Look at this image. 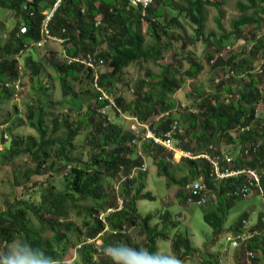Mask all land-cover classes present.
<instances>
[{
    "label": "trees",
    "instance_id": "1",
    "mask_svg": "<svg viewBox=\"0 0 264 264\" xmlns=\"http://www.w3.org/2000/svg\"><path fill=\"white\" fill-rule=\"evenodd\" d=\"M56 0H0V9L9 11L17 16V23L8 35L4 43H0V103L9 100L14 94L7 84L16 81L26 75L30 82H34L41 71L38 63L33 59L26 58L22 71L18 68L16 56L23 50V45L40 40V27L45 18L43 11H50ZM247 5H243V2ZM239 0V9L242 13L252 9L251 17L243 14L232 22V35L240 36L241 29L245 26L256 25L259 29L260 14L264 13V0ZM223 0H153L152 5L146 10L142 17L138 6H131L128 0H61L59 7L55 10L49 21V30L54 37L66 36L68 41L65 47V55L76 58L78 55H95L102 60L106 67L104 73L97 70L98 78L95 81L93 70L79 62L49 65L55 69L62 87L63 94H75L73 88L68 84V79L83 84L84 81L96 84L93 93L86 89L81 94H89L95 102L88 104L85 113L76 122L69 119L68 115L61 119L53 118L51 127L46 122L47 107L40 102L26 105L25 122L33 128L38 137L29 136L24 138L13 137L6 146V135L2 134L0 142L3 150L0 152V160L3 165H8L14 159L28 155L35 163L34 174H41L42 170L49 169L55 173L56 178H61L62 191H56L54 187L40 193L38 204L29 203L23 199L13 198L7 201L5 209L0 211V243L3 245L25 240L33 247H41L46 254L58 257L61 260L69 247H74L79 263L94 264L101 262L105 253L103 249L109 246L127 245L128 237L121 235H107L103 238L101 254H98L93 245H86L87 238L95 236L104 229V225L97 219V215L116 203V192L108 187L106 180L115 181L120 175L127 176L134 167L141 164L134 149L129 146L132 133L122 129L119 125L109 122L102 113L103 108L108 105L107 100L97 99L101 95L98 89L106 92L110 97L116 90V83L123 81V71L130 65L146 66L157 64L163 54L170 49V43L160 44V38L168 35V29H181L176 15H184L193 24L196 39L204 36L206 23V7H214L218 12L215 18L216 25L223 31L221 20L223 14L221 5ZM169 8L175 12V16L167 19ZM167 20L166 22H164ZM26 29L25 34H20V29ZM65 31L62 33V31ZM226 36L215 38L208 43L204 42L210 49L205 54L207 64L225 46ZM249 50L242 49L237 55L232 54L227 61L217 59L212 69H218L221 75L225 71L233 72L229 80L223 76L219 83L211 79L218 93H207L201 86H196L195 94L200 98L197 110L188 113V116L174 113L175 101L173 95L180 90L182 83L187 79H196L203 70L192 58L188 61V69L181 71V64L174 61L171 65H158L160 71L153 73L145 69V77L148 88L144 89L142 82L138 81L133 86V99L125 104L121 98H112L114 104L124 114L136 117L140 122H145L166 115L154 126L158 131H166L172 122L177 120L179 128L174 135L176 146L184 151L198 154L207 150L211 145L216 146L221 139L229 140L233 149H228L238 168L257 169L264 167V125L261 118L254 116L255 107L259 102L264 104V34L257 36L251 34ZM184 48V45H183ZM261 55V75H255L252 69L254 61ZM260 59V60H261ZM25 72H27L25 74ZM246 73V74H245ZM241 84L237 90L239 97L233 90L232 82L234 76H241ZM98 88V89H97ZM44 89V88H43ZM45 90V89H44ZM225 92L223 97L221 93ZM229 95H232L230 98ZM17 108H15V111ZM238 126H250L248 132H237L232 134ZM84 131V142L92 147L93 153L83 161L72 156L75 151L74 139ZM7 132L11 134L10 129ZM235 135V136H234ZM5 137V138H4ZM261 139L262 144L256 153H251L249 159L243 160L244 148L250 143H257ZM235 150L240 153L234 157ZM143 156H149L153 160L158 176L165 179L167 185L177 186L181 201H188L191 191L186 187L197 179H202L206 187L216 198V204L210 212L204 215L205 222L213 229L214 234L221 235L223 225L228 211L233 203L229 200V192L239 184V181L229 179L216 183L211 180L210 164L204 160L181 159L173 162L171 153L151 145L143 144ZM215 152L214 154H220ZM245 157V156H244ZM55 158L61 165L54 169ZM51 162V165L48 163ZM48 165V166H47ZM70 168L68 169L67 167ZM41 171V172H40ZM46 174V173H45ZM144 173H138L133 179H126L121 183L120 196L124 200L122 213L112 215L108 218L112 229L122 227L126 223L140 226L146 239V249L156 253L158 248L155 240L162 236L167 238L164 232H157L149 225L154 218L148 214L139 218L135 206L138 200H154V197L146 192L145 186L139 182ZM52 176V175H51ZM52 180V179H51ZM50 180V181H51ZM137 183V184H136ZM259 195L264 199V174L261 176ZM234 202V201H233ZM85 211L84 228L82 233L75 227L73 222H66L72 212L80 215L79 209ZM246 217L240 216L234 223V231L240 230L241 220ZM34 222L36 225H34ZM50 232L49 237L45 233ZM71 233V238L67 234ZM83 237V239H82ZM81 245L76 249L77 245ZM171 249L181 260L195 256L198 252L189 239L183 235H176L172 239ZM249 249L257 254V260L264 264V237L255 238L249 245ZM260 258V259H259ZM218 260L210 261L203 258L202 264H217ZM114 264V263H112Z\"/></svg>",
    "mask_w": 264,
    "mask_h": 264
},
{
    "label": "rangeland",
    "instance_id": "2",
    "mask_svg": "<svg viewBox=\"0 0 264 264\" xmlns=\"http://www.w3.org/2000/svg\"><path fill=\"white\" fill-rule=\"evenodd\" d=\"M239 0H223L221 5V12L223 18L221 20L223 31H220L216 25L215 18L218 17V12L214 7H206V23L204 29V36L199 39L195 38V30L193 24L184 15H176L175 12L166 9L167 19L171 16H177L178 23L181 29H168L167 33L173 35L172 38L168 39V35H164L160 38V44L165 45L167 42L170 43V49H168L164 54L163 58L157 62V64H147L144 66L130 65L123 71L122 79L116 83V90L113 96H109L101 89V96H107L109 98H121L125 104L129 103L133 99V86L141 81L145 90L148 88V82L145 77V69L151 70L153 73H158L160 68L158 65H171L175 60L177 63L181 64V71L188 69V61L186 59L192 58L200 65H203V70L200 72L196 79H187L182 83V87L178 90L172 97L175 101L174 113L181 114L183 116H188V113L195 112L197 110L196 105H198L200 98L195 94L194 89L196 86H201L207 93L216 94L218 93L215 86L212 84L211 79L213 77H219L218 69L211 70V64H207L205 59V54L213 48H210L207 44L214 41L215 38L221 36H226L229 39L224 40L223 46H231V52L229 55H237L242 49L249 50L251 41V34L256 33L257 36L264 34V13L260 14V25L259 29L256 25L245 26L241 29L240 36L232 35V22L237 20L243 14L251 17L253 15V10L250 9L245 13H242L239 9ZM242 1V0H241ZM243 5H247L246 2L242 1ZM43 11L42 13H46ZM165 20L164 22H166ZM17 23V16L9 11L0 9V43L8 38V35L13 30ZM205 37L209 38L208 43L204 42ZM184 45V48H183ZM224 48V47H223ZM65 47H62L59 43L54 40L45 42L39 48H32L28 54L23 55L20 58V66L25 68L26 58H31L38 63L41 68L38 78L32 83L29 81L26 75H23L18 89H10L14 92L9 100H3L0 103V137L5 134L6 146H9V142L13 137L26 138L33 136L38 137L36 131L31 128L27 122L26 118V105L31 103L40 102L43 107H47L46 110V122L49 127H51V120L53 118L61 119L68 115L69 119L76 122L86 111L87 105L95 102L93 97L89 94H81L82 91L88 89L93 93L94 86L96 84L89 83V81H84L83 84L74 82L68 79V84L73 88L75 94H63L62 84L56 75L55 69L51 68L49 62L52 61L54 64L63 63L65 58ZM262 53L254 61L252 69L249 71L253 73L255 68L259 67L262 62ZM172 56L174 57L172 60ZM261 59V60H260ZM100 73L106 71V67L102 64L101 67L97 68ZM27 72H25L26 74ZM246 74V73H245ZM245 74L241 76H234L231 83L233 90L236 94L235 97H239L238 89L241 84V79ZM45 90H44V89ZM225 92L221 93V97ZM15 108L17 110L15 111ZM258 109V116L256 119L261 118L264 125V104L259 102L255 109ZM104 116L108 118L109 122L119 125L124 130H129L132 122L129 120L130 116L124 114L120 116L115 108H106L103 110ZM180 123V122H179ZM181 125V123H180ZM157 128V126H155ZM10 129L11 134L7 132ZM237 132H232L236 135ZM234 135V136H235ZM85 132L82 131L78 137L74 139L75 151L72 156L78 157L79 159L86 161L90 155L93 153L92 147L88 146L84 142ZM5 138V137H4ZM257 143L261 145L263 142L261 139L257 140ZM178 147V146H177ZM233 146L229 140L221 139L218 144L213 147L210 152L212 155L215 152L226 153L228 149H233ZM3 150L2 144L0 142V152ZM234 157L240 156V153L235 150ZM147 171L142 174L141 182L145 185L143 193H150L154 200H138L135 203L137 208L138 217H144L148 214H153L154 218L149 223L150 227L157 232H164L166 234V239L159 236L155 243L157 245L156 253H166L168 255H176L171 249L172 239L176 235L186 236L191 245L198 250L195 256L187 259L185 264H202L203 258L209 259L210 261L218 260L217 264H239L243 259V251L230 252L224 242L225 234L229 233L231 225L239 219L241 215H246V218L253 221L255 218H260L263 212V200L259 195L257 190H254L247 198H242L240 200H234L229 197L232 201V206L228 211L227 217L225 219L223 229L224 231L221 235H216L213 229L205 222L204 215L206 212H210L212 207L216 204V198L213 194L207 191L208 202L203 206H197L189 201H181L178 196L179 189L174 185H167L164 178L158 176L156 166L149 156H145ZM243 160L249 159L248 157L240 156ZM56 160L55 158H53ZM51 165V162L48 163ZM47 165V166H48ZM54 169L60 168V163L56 160L53 163ZM260 168H264L259 166ZM35 168V163L28 155L20 156L14 159L8 165H3L0 160V211L5 209V204L8 201H12L13 198L23 199L29 203L38 204L40 201V193L44 190H49V188L54 187L56 191H62L63 187L61 184V176L59 178L55 177V173L51 172L49 169L42 170L41 174H34L33 170ZM68 169L70 168L67 167ZM259 168V169H260ZM46 173V174H45ZM52 175V176H51ZM52 179V180H51ZM51 180V181H50ZM202 182V179H197ZM108 187L113 188L117 192L121 191L120 179L117 180H106ZM136 183V184H137ZM203 183V182H202ZM204 184V183H203ZM205 186V185H204ZM190 190V184L186 187ZM80 207V215L76 216L75 212H72L66 222H73L75 227L79 228L80 231L85 232L84 221L85 211ZM256 212L254 218L250 217V213ZM112 217V216H111ZM138 221V220H137ZM136 224L126 223V229L128 230V239L125 241L126 246L139 249H146V239L138 223ZM257 221V220H256ZM34 225L36 223L34 222ZM231 230V229H230ZM51 235L50 232L45 233L46 237ZM67 238H71V233L68 232ZM108 234L105 235L107 237ZM110 235V234H109ZM104 237V238H105ZM83 239V237H82ZM92 239V238H91ZM93 244L92 243L90 245ZM94 244H96L94 242ZM18 245V241L12 242L10 244H1L0 250L11 249ZM119 246V245H118ZM79 248L78 245L76 249ZM178 256V255H176ZM101 262L99 264H112L114 259L111 256L110 250L105 252L100 258ZM78 255L74 247H69L65 251L63 256V264H75L79 263Z\"/></svg>",
    "mask_w": 264,
    "mask_h": 264
},
{
    "label": "built area",
    "instance_id": "3",
    "mask_svg": "<svg viewBox=\"0 0 264 264\" xmlns=\"http://www.w3.org/2000/svg\"><path fill=\"white\" fill-rule=\"evenodd\" d=\"M61 0H56L52 5V9L46 13H44L45 18L42 20L40 27V40L37 42H32L29 44L23 45V50L20 51L19 55L16 56V60L18 63V68L22 71V67L20 66V58L23 55L28 54L27 52L31 51L32 48H39L45 42L54 40L59 43L62 47H64L68 41L66 36L63 37H54L51 35L49 30V21L53 17L55 10L59 7ZM153 0H128V4L131 6H138L141 9L142 17L145 16L146 10L152 5ZM65 31L63 30L62 33ZM26 29L22 27L20 29V34H25ZM64 52V51H63ZM229 52H231V46L227 45L222 48L210 61V64L213 65L217 59H221L223 61H227L229 58ZM65 60L70 62H79L89 67L93 70L94 80L96 81L98 78L97 68L102 66V60L97 58L95 55L86 54L85 56L78 55L76 58H70L65 56ZM224 75L219 77H215L214 82L219 83L220 78L223 76L224 80H229L230 75L233 72H229L228 70L223 72ZM255 75H261L263 73L262 68L259 66L255 68L253 71ZM22 78H18L16 81L9 83L6 87L10 89H18ZM232 95H229L230 98ZM100 100H107L108 105L106 108H115L117 113L120 116H123V112L117 108L114 104V101L107 97L101 96ZM102 110V113L104 111ZM254 117L258 116V109L254 110ZM166 115H160L155 119L148 120L145 122H140L136 117H130L129 120L132 122L130 126V131L132 133V138L129 141V146H131L136 155L141 158V164L138 167H134L127 176L120 175V182L123 183L127 178L133 179L138 173H145L147 171L146 161L142 153L143 144L150 143L153 146L159 147L169 153L172 156L177 155L180 159H191V160H204L210 164V173L209 176L211 180L216 183H220L221 181H227L229 179H234L239 181V184L234 186L229 192L228 196L234 200H240L242 198H247L254 190H260V181L261 176L264 174V168L257 169H248V168H238L235 166L234 158L229 153H220L216 155L210 154L213 150V147L210 145L207 150H204L198 154H193L188 151H184L183 149L176 146L174 141V135L178 131L179 122L174 120L170 126V128L166 131H156L155 123L158 122L161 118ZM250 130V126L242 127L238 126L234 132H248ZM260 145L258 143H250L248 144L243 151V156L248 157L251 153H256L259 149ZM173 162L174 158H173ZM191 198L188 200L189 202L197 205L203 206L208 202V196L206 195V187L204 184L195 180L190 185ZM121 192V191H120ZM120 192L118 191L116 194V203L114 207L107 208L104 212H101L97 215V219L104 225V229L99 232L95 238H87L84 243L86 245H90L93 240L94 249H96L98 254H101V246L103 242V238L106 234H110L112 236L121 235L123 237L128 236L129 232L126 229V225L122 227L112 229L109 225L108 218L112 215L119 214L123 212L124 209V200L120 196ZM240 230L236 231L233 234H225L224 242L229 251L234 253V251H243V259L239 264H254V261L257 260V254L255 251L249 249V245L253 242L255 238L264 237V199H263V212L259 221H256L254 224L250 222V220L242 219L240 226ZM94 242L96 244H94ZM81 245L79 244L78 247ZM94 264H98L95 262Z\"/></svg>",
    "mask_w": 264,
    "mask_h": 264
},
{
    "label": "clouds",
    "instance_id": "4",
    "mask_svg": "<svg viewBox=\"0 0 264 264\" xmlns=\"http://www.w3.org/2000/svg\"><path fill=\"white\" fill-rule=\"evenodd\" d=\"M114 264H185L176 255L154 253L145 248L134 249L125 245L109 246ZM0 264H63V261L51 255L41 247H33L26 240L7 250H0Z\"/></svg>",
    "mask_w": 264,
    "mask_h": 264
},
{
    "label": "crops",
    "instance_id": "5",
    "mask_svg": "<svg viewBox=\"0 0 264 264\" xmlns=\"http://www.w3.org/2000/svg\"><path fill=\"white\" fill-rule=\"evenodd\" d=\"M63 53L65 54V52H63ZM173 158H174L175 163H178V162L181 161V159H180L177 155H174ZM144 186H145V185H144ZM262 200H263V198H262ZM210 207L213 209L212 206H210ZM230 208H231V207H230ZM249 213H250V214H249ZM248 214L250 215L251 218H254V215H256V212H252V213H251V212H248ZM260 214H261V216H262V213H260ZM241 216L246 217V215H244V214L241 215ZM261 216H260V218H261ZM260 218L257 217V218H255L253 221H250V222L254 224V223L256 222V220L259 221ZM244 219L247 220V218H244ZM248 220H249V219H248ZM235 226H236V225H233V226L231 225V228H230L231 230L229 229V234L236 233L237 230H236V231L233 230V229L235 228ZM238 228H239V227H238ZM223 230H224V229H223ZM259 259H260V258H259ZM256 264H260V262L258 261Z\"/></svg>",
    "mask_w": 264,
    "mask_h": 264
}]
</instances>
